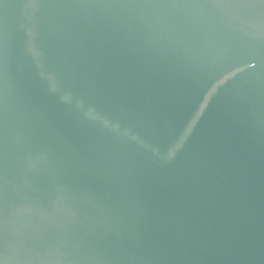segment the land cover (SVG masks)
Segmentation results:
<instances>
[{
  "label": "water",
  "instance_id": "obj_1",
  "mask_svg": "<svg viewBox=\"0 0 264 264\" xmlns=\"http://www.w3.org/2000/svg\"><path fill=\"white\" fill-rule=\"evenodd\" d=\"M0 264H264V0H0Z\"/></svg>",
  "mask_w": 264,
  "mask_h": 264
}]
</instances>
